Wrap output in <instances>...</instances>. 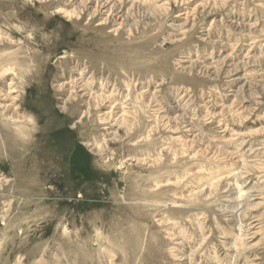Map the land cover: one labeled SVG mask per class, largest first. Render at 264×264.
I'll return each mask as SVG.
<instances>
[{"label": "clouds", "instance_id": "clouds-1", "mask_svg": "<svg viewBox=\"0 0 264 264\" xmlns=\"http://www.w3.org/2000/svg\"><path fill=\"white\" fill-rule=\"evenodd\" d=\"M0 264H264V0H0Z\"/></svg>", "mask_w": 264, "mask_h": 264}, {"label": "rangeland", "instance_id": "rangeland-1", "mask_svg": "<svg viewBox=\"0 0 264 264\" xmlns=\"http://www.w3.org/2000/svg\"><path fill=\"white\" fill-rule=\"evenodd\" d=\"M51 138L53 143L64 148L65 154L62 157V162L69 163L74 173L72 178H78V176L75 174L80 173L83 170V157L80 154L73 153L71 150L67 149L66 136L64 130L53 131L51 133ZM45 147H47V145ZM41 155L43 156L44 153H41ZM61 187H63V184H61Z\"/></svg>", "mask_w": 264, "mask_h": 264}]
</instances>
